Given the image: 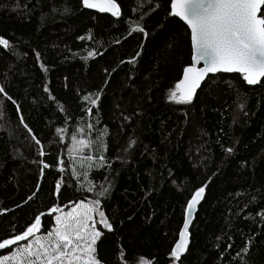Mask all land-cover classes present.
<instances>
[{
  "label": "trees",
  "instance_id": "16d2710c",
  "mask_svg": "<svg viewBox=\"0 0 264 264\" xmlns=\"http://www.w3.org/2000/svg\"><path fill=\"white\" fill-rule=\"evenodd\" d=\"M118 3L119 20L78 8L76 0H0V36L14 49L0 50V85L21 109L17 114L16 105L0 100V210L7 209L0 214V238L18 232L40 212L45 213L41 233L54 226L47 214L53 199L62 210L70 207L64 197L50 196L54 179L68 182L72 167L83 171L84 157L97 154L96 143L73 151V136L97 141L103 132L100 139L111 167L96 172L94 179L98 186L111 173L115 187L102 200L114 225L97 242L102 264H138L140 257L171 264L168 252L178 239L184 202L209 177L184 264H264V224L255 215L264 208V86H248L237 73L218 74L203 83L193 105L169 102V89L191 62L186 25L167 17L162 8L156 10V0ZM65 6L71 9L67 14ZM140 26L146 38L135 31ZM88 32L93 39H76ZM33 49L41 54L40 63ZM138 50L133 67L128 60ZM89 51L102 55L88 57ZM45 85L49 93L43 92ZM98 90L101 101L87 114L83 98ZM89 124L94 125L91 131ZM56 128L64 131L57 134ZM31 135L41 141L39 146ZM130 140L135 143L128 148ZM221 145H235L234 154L226 157ZM57 156L69 166L67 173L57 177L53 165L41 177L42 165L35 161L51 165ZM36 191L39 195L29 200ZM65 196L93 198L86 187L70 189ZM253 197L257 202L250 204ZM249 236L252 247L242 262L236 254Z\"/></svg>",
  "mask_w": 264,
  "mask_h": 264
},
{
  "label": "snow or ice",
  "instance_id": "6c2138e0",
  "mask_svg": "<svg viewBox=\"0 0 264 264\" xmlns=\"http://www.w3.org/2000/svg\"><path fill=\"white\" fill-rule=\"evenodd\" d=\"M76 3L78 8L109 13L112 18H117V20L122 18V5L118 3V0H76ZM139 7L138 4L132 11H137ZM151 7L152 5H149V8ZM161 8L167 17L178 18V22H183V25H186V35L190 38L191 46V62L183 67V77L175 84L174 88L169 89L166 97L169 102L178 105H193L197 89L201 88V82L205 81L209 74H212L209 79H215L218 74L239 73L246 85L264 86V80H262L264 78V0H156L155 9ZM52 11L56 12L58 9L53 8ZM70 11L71 9L67 6L62 8V12L65 14ZM41 20L43 21V17ZM135 31L145 38L147 37L144 27H137ZM93 38L94 35L91 32L76 36V39L80 41ZM115 43L119 44L120 40H116ZM140 47L142 49L143 44ZM10 49L14 51L9 39L0 36V50L8 52ZM33 51L37 63H40L41 54L35 49ZM94 55H102V53L93 51L87 53L88 57H94ZM140 55L141 51H136L128 63L134 67L137 57ZM121 63L124 61L122 60ZM201 63L202 66L198 67L197 65ZM40 67L42 71L47 70L42 63ZM5 78L7 79V77ZM219 78L223 79L222 76ZM128 79L131 80L132 77L129 76ZM104 83L108 84V81L105 80ZM136 87L139 88L140 85H136ZM43 92L49 93L47 85L43 87ZM101 98L102 90H98L95 96H85L83 99L89 105L85 112L92 114L93 108L98 107ZM47 99L51 101L55 100V97L48 95ZM0 100L16 105L17 114L21 112L17 101L3 85H0ZM59 110L65 111L63 105ZM20 123L28 128L23 117H20ZM93 128L94 125H88L90 131ZM28 131L31 134L32 129L28 128ZM55 131L60 134L64 129L56 128ZM103 135L104 133L101 132L97 141L88 140L87 142L83 139L77 140L73 136V151L82 152L96 143L97 154L95 157L93 155L84 157L81 161L82 165H86L83 171L72 167L68 182L59 178L54 179L50 196L53 198L64 197L70 207L66 211L62 210L63 206L56 204L53 199L52 206L47 208L50 221H54L53 227L41 233L42 217L45 213L40 212L35 214L18 232L0 238V249L9 253L0 255V264H102L97 258V242L102 239L105 230L109 233L114 230L113 222H110V218L102 208V200H106L115 187L114 177L111 176V173L104 175L98 186L94 179L96 172H107V169L111 167L104 154L105 145L100 139ZM31 140L35 142V146L41 144L35 135H31ZM134 143L135 141L130 140L128 148H131ZM221 147L226 157L234 154L235 145L226 148L221 145ZM37 151L39 156H45V153L39 148ZM35 162L38 167L42 165V168H39L41 177L45 174L44 170L53 165L58 169L57 177L67 173L69 167L58 156L52 160L51 165L43 160ZM243 166L241 164V167ZM89 168L93 169L92 176H90ZM211 182L212 177H209L205 182L196 186L184 202L178 239L170 246L168 252L171 264H184V260L188 258L186 253L189 252L191 244L193 214L197 210V205L206 197V189ZM77 187L78 190H84L86 187L87 192L93 194V198L90 200L83 198L77 201L71 196H65L67 191ZM36 188L38 190L40 188L39 180ZM38 195L39 191L33 192L28 199L31 200ZM256 202L255 197L249 201L250 204ZM6 212L7 209L0 210V214ZM255 215L260 218L261 224H264V208L256 212ZM128 221L131 224L133 218L129 216ZM12 227L15 229V226ZM38 233L41 234L37 235ZM216 239L219 240L220 237L218 236ZM252 239V236L247 237L236 254L242 262L251 250ZM21 241L25 243L21 244ZM13 246L17 247L16 251H12ZM230 247L232 245H227V248ZM241 253L244 256H241ZM124 257V252L120 251L119 258ZM138 264H153V261L140 257Z\"/></svg>",
  "mask_w": 264,
  "mask_h": 264
},
{
  "label": "water",
  "instance_id": "95a60500",
  "mask_svg": "<svg viewBox=\"0 0 264 264\" xmlns=\"http://www.w3.org/2000/svg\"><path fill=\"white\" fill-rule=\"evenodd\" d=\"M89 10H92V11H96V12H98V11L95 10V9H89ZM197 66H198V67H201V66H202V63L199 64V65H197ZM225 74H233V73H225ZM237 74H239V73H237ZM209 76H212V74H209V75L205 78V81L208 79ZM182 77H183V74H182ZM182 77H181V78H182ZM181 78H180V79H181ZM262 79H264V78H262ZM205 81H202V82H201V87H202V85H203V83H204ZM200 89H201V88L197 89V93H198V91H199ZM201 202H202V201H201ZM199 205H200V204L197 205V210H196V211L194 212V214H193L194 219H195L196 213H197V211H198Z\"/></svg>",
  "mask_w": 264,
  "mask_h": 264
},
{
  "label": "rangeland",
  "instance_id": "374dc122",
  "mask_svg": "<svg viewBox=\"0 0 264 264\" xmlns=\"http://www.w3.org/2000/svg\"><path fill=\"white\" fill-rule=\"evenodd\" d=\"M66 210H68V208L67 209H65V211ZM41 233H38L37 235H40ZM21 244H23V243H25L24 241H21L20 242ZM17 250V247L16 246H14V248H13V250L12 251H16ZM9 254V253H8ZM8 254H5V255H8Z\"/></svg>",
  "mask_w": 264,
  "mask_h": 264
}]
</instances>
